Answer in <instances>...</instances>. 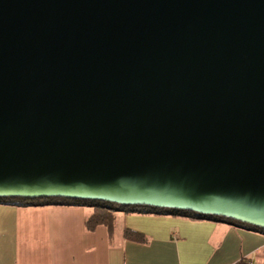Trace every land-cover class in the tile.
<instances>
[{"label": "water", "instance_id": "water-1", "mask_svg": "<svg viewBox=\"0 0 264 264\" xmlns=\"http://www.w3.org/2000/svg\"><path fill=\"white\" fill-rule=\"evenodd\" d=\"M0 197L264 229V0H0Z\"/></svg>", "mask_w": 264, "mask_h": 264}, {"label": "crops", "instance_id": "crops-1", "mask_svg": "<svg viewBox=\"0 0 264 264\" xmlns=\"http://www.w3.org/2000/svg\"><path fill=\"white\" fill-rule=\"evenodd\" d=\"M88 206L0 204V264H264V234L229 223L117 212L86 228ZM130 228L150 237L128 240ZM226 228V229H223ZM222 238L214 241L217 233Z\"/></svg>", "mask_w": 264, "mask_h": 264}, {"label": "trees", "instance_id": "trees-1", "mask_svg": "<svg viewBox=\"0 0 264 264\" xmlns=\"http://www.w3.org/2000/svg\"><path fill=\"white\" fill-rule=\"evenodd\" d=\"M0 204H11L17 206L28 205H75V206H88L93 208V212L86 218V228L90 231L95 230L99 225H107L112 227L114 220L116 219L117 212H123L126 214H141V215H166V216H178L188 218L196 221H217L216 218L224 219L228 222H232L242 227L247 228V224L239 221L225 218L208 216L198 214L193 211L177 210L169 208H158L148 205H118L116 203L107 201L96 200H84V199H71V198H57V197H39V198H25V197H0ZM231 223V224H232ZM241 227V228H242ZM253 231L264 234V229L259 227H253ZM125 238L128 240L147 243L150 237L143 232L126 228ZM235 264H251L249 258H242Z\"/></svg>", "mask_w": 264, "mask_h": 264}, {"label": "rangeland", "instance_id": "rangeland-1", "mask_svg": "<svg viewBox=\"0 0 264 264\" xmlns=\"http://www.w3.org/2000/svg\"><path fill=\"white\" fill-rule=\"evenodd\" d=\"M228 222V221H227ZM224 222L222 221V223H219V224H223ZM229 224H231L232 222H228ZM231 225H233V226H235V227H238V228H241L242 226L241 225H237V224H234V223H232ZM242 228H244V229H247V228H245V227H242ZM223 229H226V228H223ZM248 230V229H247ZM222 235H223V233L222 232H218L217 233V236H216V238H215V242H216V244H217V242L222 238Z\"/></svg>", "mask_w": 264, "mask_h": 264}]
</instances>
